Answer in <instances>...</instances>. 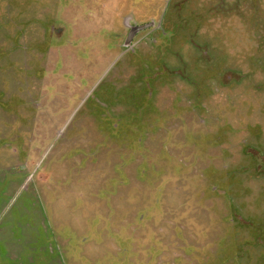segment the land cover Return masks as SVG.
I'll return each instance as SVG.
<instances>
[{
    "label": "rangeland",
    "instance_id": "374dc122",
    "mask_svg": "<svg viewBox=\"0 0 264 264\" xmlns=\"http://www.w3.org/2000/svg\"><path fill=\"white\" fill-rule=\"evenodd\" d=\"M254 151L264 0H0V264H264Z\"/></svg>",
    "mask_w": 264,
    "mask_h": 264
},
{
    "label": "flooded vegetation",
    "instance_id": "af4514ba",
    "mask_svg": "<svg viewBox=\"0 0 264 264\" xmlns=\"http://www.w3.org/2000/svg\"><path fill=\"white\" fill-rule=\"evenodd\" d=\"M165 11L163 12V14L161 15V17H160V19L158 21H156L154 18H151L150 21L143 22V21L137 20L135 18V15L132 14V13L126 15V18H124V21L122 22V25L124 26V29L127 30V32H126V35H125V38H124L123 42L120 45L121 48H122V50H121L118 58L114 61V63H116L117 61H119V59L122 56L130 53L131 51H134L136 44L138 42H140L142 40L143 36H144V35H141L142 32L154 31L155 29H157V30L161 31L162 34L167 33V30L165 29V26L163 25V17L165 16ZM144 25H148V26L146 28L141 29V30H138V31H136L135 33L132 34L133 28L140 27V26H144ZM54 27H53V29H54ZM60 32H61V28H58L57 30L53 31V33L55 34V36H59ZM121 35L122 34L115 35V36H116V38L117 37L120 38ZM129 37H130V39H129ZM113 45L115 46V45H117V43L116 42H113ZM162 64H164V63H161V65ZM164 66H165V64H164ZM164 66L161 68L162 71L163 70H166L167 71V69ZM178 70L175 69L172 72H179ZM106 73L104 74V76L106 75ZM160 74H161V72H159V71L150 72V70H148V72H146L145 75L143 76V79H144L145 84H146V93L145 94H147V93H149V94H148V97L146 96L147 99L144 98V95L145 94L143 95V93H142L140 95V97H142V99L144 98L143 99L144 101H143L142 104H140L137 101L140 98H138L137 95L136 96L133 95V90L134 89L130 90L131 91V92H129V94H131V100H130L131 102H130V104H131L132 107H135V108L141 107L142 109L147 107V103H149L151 101V99H152V97L154 95V91H155V89L153 88L154 85H152V84L154 83V81H156L158 78H160ZM149 76L152 77V82L151 83L149 81H146V78L147 77L149 78ZM103 77L100 78L98 80V82H96L95 86L92 87L91 91L85 96V98L83 100V103L85 101H88L87 103L94 102V98L99 97V90H100V88L98 89V87L100 86V83H101ZM142 105H144V106L142 107ZM104 110L106 111V116L103 119L100 118L99 119V123H100V127L105 131V135L107 134V137H109V138H115V139H117L118 137L119 138L124 137V135L122 134V132L124 130H121L120 129V125H119L120 119L119 120L118 119H115L112 116V114L109 112V110H106V109H104ZM112 120L113 121H116L117 123L114 125L113 124L114 122L112 123ZM102 129H101V131L103 132ZM132 145L135 146L137 144L134 141L133 142L131 141V145H128V146H132ZM255 153L256 154H259V155H257L258 156L257 157L258 159H259V157H261L262 159H264V153H262V151L259 152V153L258 152H255ZM257 166H259V167H256V170H257V172L260 173L261 172V169L263 167V163H259V164H257Z\"/></svg>",
    "mask_w": 264,
    "mask_h": 264
},
{
    "label": "water",
    "instance_id": "95a60500",
    "mask_svg": "<svg viewBox=\"0 0 264 264\" xmlns=\"http://www.w3.org/2000/svg\"><path fill=\"white\" fill-rule=\"evenodd\" d=\"M147 26H148V25H144V26H140V27H135V28H133V32H132V34L135 33V32L138 31V30H141V29L146 28ZM129 39H130V37H129Z\"/></svg>",
    "mask_w": 264,
    "mask_h": 264
}]
</instances>
